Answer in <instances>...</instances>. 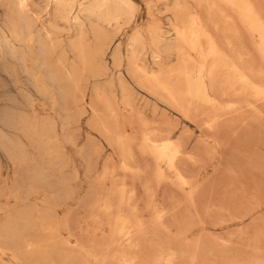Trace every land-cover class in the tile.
Instances as JSON below:
<instances>
[{
    "label": "bare ground",
    "instance_id": "obj_1",
    "mask_svg": "<svg viewBox=\"0 0 264 264\" xmlns=\"http://www.w3.org/2000/svg\"><path fill=\"white\" fill-rule=\"evenodd\" d=\"M117 1L119 2L120 0H0V6L3 8V14L0 17V65H2L4 71L10 73V77L16 84H18L19 80L18 75H16L15 72H20L21 75L25 76L26 83L32 86L33 90L37 92V95H39V97L51 104L53 110L55 111V114L57 112L61 114L64 126L62 129L63 133L59 138L56 126L57 121L54 117L43 116L44 118L40 119L36 112L27 114L24 112H19L13 108H5L0 117V121L3 125L7 127H10L14 130L22 131L23 134L28 137L31 144L33 143L39 155H41L42 157H46V155L51 156L56 164L59 163L60 165L61 163L63 165V168L68 170L65 172L64 176L61 177V182L66 185V193L64 195L66 200H68V198H73L76 195L78 185L75 183V180L78 178L80 173L79 167L75 165V155L71 154V150H69L68 153L66 152L67 146H70V148L72 149L76 145L77 133L75 131L74 126L76 122L79 121L78 119H80L81 109L75 108V106L76 104L81 103L79 101L85 98L84 96L86 95L88 89H86L84 84V81H86V72L89 70H91L89 72H92V70H94V72H97L96 69L98 66V62L101 61L102 56L106 52L105 46L107 45H104V41L107 40H104L105 36L103 37L101 33L100 24L102 23L103 25H109V23L111 24L112 21L116 20V22L118 23V21L121 20V18L119 19L120 9L118 7H114ZM128 1L129 0H121V2L125 3L129 7V4L132 1L130 0V3ZM204 1L210 2L208 0H199V2H202V4ZM212 1L213 0H211V2ZM217 1L219 2L215 3L213 1L214 4H204L209 7L211 5L210 8L216 10L217 7L213 8L212 6H214L215 4H217L216 6H219L221 2V5L222 3H224L221 7L227 8L229 6L230 8L228 7L226 10H233V12L232 10L229 11V13H235L234 16L238 18V20L240 21V25L242 24L246 28L247 33L252 37L251 40H253V47L258 56L260 57V65H257L259 62L257 63L255 57H253L252 55L253 53L251 54L252 57H249L250 54L248 52L247 43L245 42L246 39H243V32L239 24L236 23L233 17H230V15L227 16L228 12L222 10L223 8L221 9V7L220 11H224L226 14L224 16H226L227 18L224 20V22H222V27H220L217 23L215 25V29L223 33L224 38L218 37L219 35L217 36L215 34L214 28L212 29L211 26L204 22L202 14L200 15L198 12H189L187 20L184 23L176 24L172 27L175 33V43H171V41L165 42L164 37L160 32L154 34V43L152 42L153 46L154 44L160 45L161 47L169 51L170 49H175L177 61L173 62V65L171 63L169 64L170 66L168 65V67H165L159 64L160 66L158 65V69H154L149 68L145 64V62L141 63L136 54H131L132 56L129 58L130 73L142 88L147 89L154 96L156 95L161 97L162 99L164 98V100L167 101L166 103H169L172 108H176L179 112L185 115L186 118L193 117L197 119V117H204L205 124L212 131L216 130L217 127L220 126V123L225 120H229V123H242L246 119L250 118L254 124L256 123L257 119H261L259 115L264 112L262 111L263 108L260 109L259 106L261 102H264V7H262L264 3L261 4V2H258L261 0ZM202 4L200 3V6ZM121 5L122 4H120V6ZM177 8L182 9L185 7L184 5L177 4ZM213 14L216 15L214 11ZM212 15L210 14V16ZM224 16L223 18L219 17L220 20L224 19ZM206 17L207 16H205V18ZM118 24H120V21ZM120 27L121 25H119V29ZM152 29L156 32L154 28ZM121 31L122 30H120V32ZM134 32H137L133 34L134 37H136L135 39L133 38L136 44L137 40L139 41V39L143 38L141 37L142 34L140 31ZM131 37L133 36L131 35ZM219 38L225 41L222 42ZM143 48L146 47L143 46ZM71 54L74 55L73 61H70ZM154 57L157 58L154 61H157L161 58V54L156 52L154 54ZM100 64L102 66V63ZM101 69L102 67L100 68V70ZM88 81L90 82V80ZM120 84L122 90V96L120 101L123 104V108L126 110V112H119L118 102L116 100L117 97L114 96L115 93H108L104 88L102 90L100 87H96L93 89V102L99 101L102 107H98L94 104L92 105V119L101 131L100 134L106 137V141H108L109 144L111 143L112 147L118 149L120 159L119 168H122V170L125 172L123 178L127 177L129 174L135 176L133 177V179H141L143 177V170L142 166L140 165L141 162L138 161L135 151V145L137 143V140L141 141L138 150L142 154L150 157L152 159V162H154L153 165H146L149 173L147 172L148 175L143 177L145 178V182L142 181L143 185L140 181V185L143 186V189L146 192L144 193V195L147 194V196L149 197L148 198L146 196L148 200L145 203V209L151 212V218H147L148 220L144 219L142 215L143 208L141 209V206L137 201V192L135 190V187L132 189H130L131 186L127 188L128 185L124 181V179H122L123 182L119 184L120 186L117 184L119 186L118 188H110L113 189V191L116 190L115 192L109 189V191L111 192L108 193L106 197L110 198L108 200H105L104 203H102V200L105 198H101L104 192H102L103 194L101 193V197L99 196V194L97 195L100 189H97V187L95 186L96 180L95 182L93 180L91 183L92 185L89 186L91 187L89 188L90 190H88V193L84 194V196L86 195V200L91 199L90 196L92 195L93 200L98 199L94 198V195L95 197L96 195L100 197L101 201L99 202H101V204L103 205L100 206L94 203L95 205H92V207H94L95 209H92V213L94 214L95 210V214L98 216L99 220H104L102 222V228L105 226H108L110 228L109 234H106L108 236H105L106 238H104V240L102 239L103 241L99 239L98 236L97 239H95H99L102 241V244L100 243V245L107 244L105 245V247L109 246L111 249L114 245H116V248L118 246L124 248L121 251L124 253L120 254L119 258L121 259L120 261L123 260L124 264L137 263L139 257L137 253L138 250L141 249L143 243H151L153 245L154 250H156V254L153 256V258H151L150 261H148L151 255H153L151 254L150 257L146 259L148 262L146 260L145 262L141 261L143 262L141 264H176L178 259L183 254H181L182 250H180L181 252L179 253V249H176V247L172 248L171 246L173 245L171 244H178L183 242L186 243L187 241L186 236L188 234L186 235V233L188 232V230H190L189 228L193 224L191 219L189 218V211L192 209L198 211L197 202L202 187V182L200 179L202 170L199 171L197 168H204L205 163L201 166H199L200 164L197 165L198 161L196 158H198L199 155L198 157L190 156V154L189 156H186L188 155V153L186 154L184 152V149L186 148L187 143H184L185 137H187V133L182 132L180 133L181 136L178 135V137L175 138L173 136L174 133L172 131L167 133L165 131V133L162 132V130L157 128L159 126H157L156 124L153 125L152 122L148 121L149 119L147 120V117L142 113L143 111L137 112L138 109L136 110V107L134 106L132 96L129 92L128 86L126 85V82L121 79ZM112 86L113 85H109L110 88H112ZM21 94L28 101V103L32 105L33 95H31L28 90H23ZM83 112L85 113V111ZM250 119L249 123L251 122ZM123 120H126L128 122L127 124H124L125 126L131 125L133 123L132 125L134 127V122H138L140 124V129L137 130L134 127L135 129L132 128L133 133H126L128 132L127 129H123L121 127V123L123 122ZM214 137L215 138H212V141H207L206 139L201 140L202 148L203 144L206 147L204 150V155L206 157L207 155H212L213 145L219 142L217 139V135H214ZM93 139L89 140L93 141ZM190 140L191 137L188 141L190 142ZM90 141H88L87 144L82 146L77 151V154L79 155L78 157H81L84 163V174L88 177L93 176V178L95 177L98 180L100 175L107 176L111 172L115 173V166H110L108 162L105 164V173L99 175L97 167L99 161L97 164L98 159L96 160V155L100 154L101 146H98L99 144L92 143ZM210 142H213V145H210ZM1 149L13 161V164L17 171H26V185H29L20 186L19 177L21 175L17 173L14 176L12 187L8 192L9 194L19 197L18 199H23V196H20L18 190H22V193L25 192L26 196H28L34 192L35 187L37 186L36 184H38V182L49 176V169L44 165L42 159L38 160L37 156H32L30 150L23 143V141H21L20 137L15 134L7 133L2 126H0V150ZM194 153H191V155H193ZM196 153L200 154V152ZM209 158H211V156ZM194 169H197V171ZM143 173L145 174L146 172ZM101 180H104L103 176ZM131 181L134 182L133 180ZM164 182H171L172 184L178 187L179 191H181L183 194L181 198V200H183V203L180 200V202H176L173 204V206L169 207L166 206L167 203L160 205V203L157 202L156 197L158 195V188ZM114 183L116 184L118 182ZM107 187L109 188L108 185ZM177 187L174 188L177 189ZM107 189L105 190V192L107 191ZM171 191L174 192V190ZM56 192L59 193L60 189L59 192ZM52 195L48 194V197L46 196L45 199L49 198L50 196L49 200H51ZM114 195L116 196L114 197ZM57 196L58 194L55 195V197ZM166 199L168 198L166 197ZM49 200L47 201L49 202ZM90 204L91 203L87 204L86 202L85 205L87 207V205L90 206ZM181 204L184 205V211H182V213L179 212L182 206ZM82 205L84 206L83 203ZM16 206H18V204ZM98 206H100L101 208H99ZM96 207H98L101 212L97 213L98 209L96 212ZM2 209V206H0V211ZM31 211H33V209L30 207L23 213L15 216V219L11 220L10 224L8 222V225H4V230L0 231V240L4 244L7 241L10 242L9 245H13L12 242L14 241L16 242V236L18 237L19 233L21 232L19 224L24 220L28 221L29 224V212L31 213ZM143 212L145 213V211ZM40 214H42V212ZM93 214L91 215L93 216ZM80 215L81 214H79V216ZM96 215L94 220L97 219ZM180 215H182V217H180ZM45 217L47 216L45 215ZM68 217L66 219H68ZM89 220L90 219L88 218L87 221ZM52 221L53 220H51L50 222ZM50 225H52V228H56L57 223H54L53 221V224L51 223ZM174 226H178V231L174 236H169L168 234ZM6 227L8 228L6 229ZM29 228L31 231L32 227ZM48 228L49 227H47V229ZM93 228L97 229V227ZM24 229H26V227ZM99 229H101V227ZM49 230H51V227L49 228ZM49 230L48 232H50ZM55 231H52L53 233L50 234L54 235ZM97 231H95V233ZM161 232L165 233V235H163ZM70 233H72V231ZM87 233L89 232L87 231ZM149 233L150 236H148ZM74 237L75 240L76 238L78 240V237H76V235ZM83 238L84 236L82 237V239ZM80 239L81 238H79V240ZM88 239H90L92 243L94 241L96 242V244L99 243L95 239ZM88 239L86 241H88ZM55 241H57V239ZM82 241H85V239ZM5 245H7V247L1 246V249H13L14 252L12 253H14V256H17L15 244V246H9L7 242ZM81 246L84 251L86 248L90 247H87L88 245L84 242L81 243ZM29 248L31 249V247H28V249ZM118 248L120 249V247ZM126 249L130 250V254L126 251ZM90 250L92 252V249ZM51 251L52 250H50V252ZM186 253L188 252L186 251ZM36 255L38 254H35L33 256ZM186 255L187 254H185V256ZM51 256L52 254L49 256V258ZM93 256L94 258H97V254H94ZM36 257L38 259L39 256ZM43 257L44 259H46L45 255ZM41 258L42 256L39 257V259ZM29 262L31 263V261ZM37 263L38 262H36V264ZM32 264H34L33 261Z\"/></svg>",
    "mask_w": 264,
    "mask_h": 264
},
{
    "label": "rangeland",
    "instance_id": "obj_2",
    "mask_svg": "<svg viewBox=\"0 0 264 264\" xmlns=\"http://www.w3.org/2000/svg\"><path fill=\"white\" fill-rule=\"evenodd\" d=\"M131 1L129 0L128 2L129 3L131 2L134 6L130 3L128 7V5L121 2V0L119 2L117 1V3H115L114 5V7H118L120 9L119 10V19L121 18V20H119L120 24H118L119 21L117 23L116 20L112 21L111 24L109 23V25H106V24L103 25L102 23L100 24L101 33L103 37L105 36L104 40H107V41H104V45L105 44L107 45L105 46L106 52L102 56L101 61L98 62V66L96 69L98 74L97 72H94V70H92L93 73L89 72L91 70L86 72L85 74L86 81H84L86 89L88 88L86 95L84 96L86 99L84 98L81 101H79L81 103L76 104V106L78 107L75 106V108L81 109L80 119H78L79 121H77L74 126L75 131L77 133L76 145L72 149L70 148V146L66 147L67 153L69 152V150H71V154L75 155V160H74L75 165H77L80 170L79 176L75 180V183L78 185V190L76 192V195L73 198H70V199L68 198V200H66V198L64 197L66 193V185L61 182V177L64 176L65 172L68 170L63 168V165L61 163L60 165L59 163L56 164L53 161V158L51 156L46 155V157L45 156L42 157L41 155H39L33 143L31 144L28 137H26L22 131L14 130L10 127H7L3 125L0 121V126H2L7 133L18 135L21 141H23V143L30 150L32 156H37L38 160L42 159L44 165L49 169V176L41 180L40 182H38V184H36L37 186L35 187L34 192L28 195L29 197L26 196L25 192L22 193V190L20 191L18 190V193L20 194V196H23L22 197L23 199H18L19 197L13 196L9 194L8 192L10 191V188L12 187L14 176L17 173L21 175L19 177L20 178L19 185L29 186V185H26V174H25L26 171L25 172L23 170L17 171L15 169L13 161L9 158V156L2 149L0 150V206H2L3 208L2 209L3 212L2 210L0 211V231L4 230V225H8V222L10 224V221L15 219L14 217L17 216L18 214L23 213L24 211L28 210L30 207L33 209L31 213L29 212V219H28L30 220L29 224L31 222L32 223L29 226L28 221L24 220L23 222H20L19 228L21 229V232L19 233L18 237L16 236V242L15 241L12 242L13 245L14 244L16 245L14 246H15V250H17L16 251L17 256H14V253H12L14 252L13 249H8V250L7 248L1 249V246L7 247V245L5 244L8 242V245H9L10 242L7 241L4 244L0 240V242L2 243V244L0 243V263L1 264H6V263L7 264H32V261H33L34 264H36V262H38L37 264H124L123 260L120 261L121 259H119L120 254L124 253V252H121L124 248H122L121 246H118L120 247L119 249L118 247L117 248L115 247L116 245H114L112 246V249H111L109 246L105 247V245L107 244L100 245V243L102 244V241L104 240V238L108 236L106 234H109L110 228L108 226H105L102 228V222L104 220L103 221L99 220L98 216L95 214V210H94V214L92 213L93 212L92 209L94 208L92 207V205H95V204L100 205V206L103 205L101 204V202H99L101 201L100 199L101 193L104 192V194L102 193L103 195L101 197L102 199L105 198L102 200L103 201L102 203H104L105 200H108L110 198V197L109 198L106 197L108 193L113 191V189H110V188L111 187L114 189L118 188L120 186L119 184L123 182L122 179H124V181L128 185V186L126 185L127 188L130 186H131L130 189L135 187V190L137 192L136 194L137 201L139 205L141 206V209L143 208L142 210L145 211V213L142 211V215L144 219L148 220L147 218H151V212L145 209V203L148 200L147 199L148 196L147 194L144 195V193L146 192L143 189L142 181L145 182V178L143 177L148 175L149 173L146 165H149V164L153 165L154 162H152V159L150 157L142 154L138 150V147L141 141L137 140L136 141L137 143L135 145L136 157L138 161L141 162L140 165L142 166L143 172H146V173L144 174L142 172L143 177L141 179L140 178L133 179V177L135 176L130 175V174L127 177L123 178L125 172L122 170V168H119L120 159H119L118 149L115 147H112L111 143L109 144V142L106 141V137L100 134L101 131L99 130L98 126L94 123L92 119L93 117L92 105L94 104L98 107H102L99 101L93 102V89L96 87H100L102 90L104 88L108 93H111V92L115 93L114 96L117 97L116 100L118 102L119 112L121 113L124 111L126 112V110L123 108V104L120 101L121 96H122L120 82H121V79H123L126 82V85L128 86V89L132 96V101L134 103V106L136 107V110L137 109L140 110V111L137 110V112L143 111L142 113L147 117V120L149 119L148 120L149 122H152L153 125L156 124L157 126H159L160 128L159 127L157 128L162 130V132L165 131L167 133V132L172 131L174 133L173 136L175 138H177L178 135L181 136L180 133L182 132L187 133V137H185V143H184V144L187 143L186 144L187 146L184 149V152L186 154L188 153V155L186 154L185 155L189 156L190 154V156H194V157H198L199 155V157L196 158L198 161L197 165L200 164L199 166H201L205 163L204 165L205 169L203 167H202L203 169L197 168L199 171L202 170L201 176H200L202 187H201V191L199 194L200 196L197 202L198 211L195 209H192L189 211V218L191 219L193 224L189 228L190 230H188V232L186 233V235L188 234L186 236L187 237L186 240L187 241L190 240V241L189 242L186 241V243L183 242V243H178V244H171L174 246V247L171 246L172 248L176 247V249H179V253L181 252L180 250H182L181 254L184 255V257L183 255L180 257L181 260L180 258L178 259L179 263L177 261L176 264H264V122H262L264 121V112H262L259 115L261 119H257L256 123L254 124L250 118L246 119L248 122L245 120L242 123L241 122L229 123V120H225L220 123L221 128L220 126H218L216 130L212 131L205 124L204 117H197V119L193 117L186 118V116L183 115L181 112H179L176 108L174 109L169 103H166L167 101H165L164 98L162 99L159 96H156V95L154 96L150 93V91H148L145 88H142L139 85V83H137V81L132 77L130 70H129L130 69V66H129L130 59L129 58L133 54H136L140 62L141 63L145 62V64L149 68L158 69L160 65L168 67V65L171 63L173 65V62L177 61V55H176L175 49H170L169 51L161 47L160 45L154 44L153 46L152 42L155 37L154 34L160 32L163 35L165 42L171 41V43H175L176 42L175 33L172 27L176 24L184 23L187 20V16L189 15V12H198L200 15L202 14V18L204 22L208 24L209 26H211L212 29L214 28L215 34L217 36L219 35L218 37L224 38L223 33L215 29V25L218 23L219 26L222 27L223 26L222 22H224V20L227 18L226 16H224L226 14L222 10H225L226 12L229 13V11H231L232 9L226 10L229 6L227 8L221 7L224 4L222 3L221 5V2L219 6H216L217 4L212 6L213 8L217 7L216 10H213L212 8H210L211 5L210 7L205 5V4L209 5V3L211 4L213 3V1L215 3H218L219 1L217 0H216L217 2L215 0H213L212 2L211 0H208L210 2L204 1L203 4L202 2H199V0H131ZM258 2L259 3L261 2L262 4L264 3V0H261ZM200 3L202 4L201 6H200ZM120 4L122 5L120 6ZM177 4L184 5L185 8L179 9L177 8ZM204 5L206 6V8ZM220 7L221 9L223 8L221 11H220ZM262 7H264V4ZM206 9L208 10V12ZM133 10H134V13H133ZM213 11L214 13H216V15L213 14ZM217 11H218V15L221 13L219 15L220 18H223L224 16V19H221L222 21L218 17ZM232 12H230L229 14L227 13V16L230 15V17H233L236 23L239 24L243 32V37H244L243 39H246L245 42L247 43V46H248V52L250 54L249 57H252L251 54L253 53L252 55L253 57H255V60L257 61V63L259 62L257 65H260V57L258 56V54L256 53L253 47L254 46L252 42L253 40H251L252 37L247 33L246 28L242 24L240 25V21L238 20V18L234 16L235 13H232ZM2 14H3V8L0 6V17L2 16ZM210 14L211 15L213 14L214 16L213 15L210 16ZM205 16L207 17L205 18ZM127 18H129L130 20ZM119 25H121L120 29H119ZM152 28H154L156 32ZM120 30L122 31L120 32ZM134 31L141 32L142 34L141 37L143 39H139V41L141 40L140 43L137 40L135 44L134 39L136 37H134L133 34L137 32H134ZM131 35L133 37H131ZM220 40L222 42L225 41L223 39H220ZM141 44H146V45H141ZM143 46L146 48H143ZM132 48H133V51H132ZM157 49H159L160 51ZM156 52L161 54V58L157 60L160 63H158L157 61H154L157 59L154 57V54ZM73 60H74V55L71 54L70 61H73ZM100 63H102V66ZM101 67L102 69L100 70ZM18 73L15 72V74L18 75V80H19L18 84H16L13 82L12 78L10 77V73L4 71L2 65H0V117L5 108H8V109L13 108L19 112H24L27 114L36 112L40 119L47 117V116L54 117L57 121L56 122L57 123L56 124L57 133L60 138L61 134L63 133L62 129L64 126L61 114L58 112L55 114V111L53 110L51 104L49 102H46L41 97H39V95H37V92L33 90L32 86L26 83L25 76L21 75L20 72ZM112 79L114 83L112 82ZM88 80H90V82ZM109 85H113L112 88H110L111 86L109 87ZM23 90H28L31 93V95H33L32 105H30L28 101L22 96L21 92ZM259 106H260V109L263 108L262 111H264V107H263L264 102H261ZM83 111H85V113ZM249 119L251 121L250 123H249ZM123 122L121 123V127L123 129H127L128 132L126 133H133V129L135 128L137 130L140 129L139 127L140 124L138 122L137 123L134 122L135 128L132 125L133 123L131 125L125 126L124 124L125 123L127 124L128 122L126 120H123ZM244 122L247 123L248 125L245 124ZM92 124H95V125H92ZM89 126H92V127H89ZM221 130H223L224 132ZM214 135L215 136L217 135V139L219 142H217L214 145H213V142H210V145H213L212 147L213 152H212V155H210L211 158H209L210 156L207 155L206 157L204 155V150L206 147L203 144V148H202L201 140L206 139L207 141H212V138H215ZM190 137H191V140L189 142L188 140ZM93 138L96 140V142ZM89 139L90 140L93 139V141H90ZM88 141L99 144L98 146H101L100 154L96 155L97 156L96 160L98 159L97 164L99 161V164L97 166L99 175L102 173H105L104 172L105 164L108 162L110 166H115V173L111 172L107 176L100 175L98 179L99 181L95 177L93 178V176L88 177L84 174V171H85L84 163L82 161V158L78 157L79 155L77 154V151L82 146L87 144ZM199 148H200V151H199ZM192 151L200 152L201 155L199 153L197 154L196 152L194 153ZM191 153H194V154L191 155ZM98 157L100 158V160ZM113 158H114V161H113ZM200 162H203V163H200ZM197 169H194V170L197 171ZM208 175L210 176V180H209ZM102 176L104 177V180H101ZM113 176H114V179H113ZM93 180L94 182L96 180L95 186L97 187V189L98 188L100 189V191L97 193V195L99 194L100 197H98L97 195L95 197L94 195V198H98V199L93 200V195H92L90 196L92 201L91 199L86 200V195L84 196V194H87L88 190H90L89 188L91 187L89 186L92 185L91 183ZM131 180H133L134 182H132ZM135 180H136V183H135ZM140 181L142 182L141 183L142 185H140ZM114 182H118V183L115 184ZM107 185L109 186V188L107 187ZM174 187H177V186H175L171 182H164L163 184H161V186H159L158 192H157L158 195L156 197V200L157 202L160 203V205L167 203L166 206L170 207V206H173L174 203L180 202L183 194L181 191H179L178 187L177 189ZM59 189H60V192H59ZM106 189H107L106 191L107 194L105 192ZM109 189L111 191H109ZM171 190H174V192ZM56 191H58L59 193H57ZM115 191L116 190H114L113 192ZM55 193L58 194L57 196L58 198L55 197V195H57ZM48 194L49 195L55 194L54 196L52 195L51 197L52 201L49 200L50 196L49 198H46L52 204H50L45 199L46 196L48 197ZM165 194H167L168 196ZM115 196L116 195H114V197ZM59 197H63V198H59ZM166 197L168 199H166ZM53 200L55 201V203ZM85 200L87 204L91 203L90 206L92 208L89 205H87L86 207ZM172 200H175V201H172ZM181 202L183 203V200H181ZM82 203L84 204V206L82 205ZM17 204L18 206H16ZM25 204H27L28 206ZM181 205L182 206L179 212L182 213V211H184L183 210L184 205L183 204ZM100 206L98 207L101 208ZM98 207H96V212L98 209L97 213L101 212ZM81 208H83L84 210ZM41 212L42 214H40ZM90 213L93 214V216ZM79 214L81 215L79 216ZM45 215L47 217H45ZM74 215L76 218L74 217ZM95 215L97 219L94 220ZM67 217L68 219H66ZM86 217L87 219L89 218L90 220L87 221ZM180 217H182V215H180ZM50 219L53 220L54 223L55 222L57 223V226L55 225L56 228L54 227L56 231L54 228H52V225H50L51 223L53 224V221L50 222L51 221ZM83 219L85 220V222ZM81 224L83 227L81 226ZM24 226L26 227V229H24L25 228ZM69 226L71 229L69 228ZM29 227H32L31 231ZM47 227L49 228L51 227V230H49V228L47 229ZM89 227H92V228H89ZM93 227H97V229ZM100 227L102 230L99 229ZM7 228L8 227H6V229ZM43 228L45 231L43 230ZM177 229H178V226H174L168 235L174 236L176 232L178 231ZM48 230L50 232H48ZM52 231L53 232L55 231L54 235H51L53 233ZM71 231L72 233H70ZM87 231L89 233H87ZM95 231H97L96 232L97 234L95 233ZM47 233H48V236H47ZM73 233H74V236L76 235V237H78V240L79 238H81L80 239L81 242L80 240L78 242L77 238L75 240ZM162 234L165 235V233H162ZM83 236L84 238L82 239ZM97 236L99 237V239L101 240L103 239V240L102 241L99 239L96 240ZM148 236H150V233L148 234ZM88 238H91L92 240L96 238L95 240L99 243L96 244L95 241H94L95 243L94 242L92 243L91 240ZM56 239L57 241H55ZM84 239L85 241H82ZM87 239L90 244L88 243V241H86ZM82 242L87 244L88 245L87 247L90 246L89 248H86L85 251L83 250L81 246ZM13 245H9V246H13ZM28 247H31V249L30 248L28 249ZM49 249L52 251L50 252ZM90 249H92V252ZM101 251H103L104 253ZM117 251L119 252V254ZM126 251L129 252L130 254L129 249H126ZM155 251L156 250H154L153 245L151 243H143L141 249L138 250L137 254L139 257H138V261L136 264H141L145 262V260L148 259L151 254H153L148 260L150 261L151 258H153V256L156 254ZM186 251L188 253H186ZM79 253H80V257H79ZM35 254H38L36 256H39V257L42 256V258L39 259L38 257L37 259L36 256H33ZM51 254L52 256L50 258L52 260L49 258ZM94 254H97V258L96 257L94 258L93 256ZM185 254L187 255L185 256ZM44 255L46 256L45 257L46 259H44L43 257ZM29 261H31V263Z\"/></svg>",
    "mask_w": 264,
    "mask_h": 264
}]
</instances>
